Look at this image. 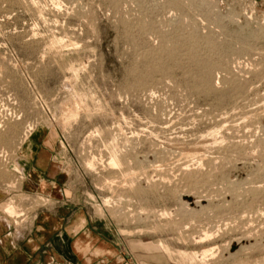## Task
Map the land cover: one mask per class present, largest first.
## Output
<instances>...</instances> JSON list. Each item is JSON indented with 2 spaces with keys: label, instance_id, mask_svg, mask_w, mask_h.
<instances>
[{
  "label": "rangeland",
  "instance_id": "374dc122",
  "mask_svg": "<svg viewBox=\"0 0 264 264\" xmlns=\"http://www.w3.org/2000/svg\"><path fill=\"white\" fill-rule=\"evenodd\" d=\"M61 208L125 264H264V0H0V264Z\"/></svg>",
  "mask_w": 264,
  "mask_h": 264
},
{
  "label": "crops",
  "instance_id": "0c3cea01",
  "mask_svg": "<svg viewBox=\"0 0 264 264\" xmlns=\"http://www.w3.org/2000/svg\"><path fill=\"white\" fill-rule=\"evenodd\" d=\"M21 238L19 245L7 243L9 250L4 253L2 264H46L47 253L39 252L48 246L58 262L125 264L119 247L95 232L81 211H43L34 228L29 233L25 231Z\"/></svg>",
  "mask_w": 264,
  "mask_h": 264
},
{
  "label": "bare ground",
  "instance_id": "6f19581e",
  "mask_svg": "<svg viewBox=\"0 0 264 264\" xmlns=\"http://www.w3.org/2000/svg\"><path fill=\"white\" fill-rule=\"evenodd\" d=\"M73 114H74V113H73ZM10 205H12V204H10ZM5 206H6V205H5ZM5 206H4V207H5ZM14 209H15V207H14ZM14 209H13V207L9 206L8 208L6 207L5 210H6L8 213H11ZM15 210H16V209H15ZM6 211H4V212H6ZM7 212H6V213H7ZM13 212H15V211H13ZM11 214H12V213H11ZM8 215H10V214H8ZM13 215H15V214H12V216H13ZM207 238H208V236H207ZM164 246H165V245H164ZM166 247H167V246H165L164 248H166ZM169 250H171V249H169ZM169 250H168V251H169ZM163 252H164V251H163ZM169 252L171 253V251H169ZM172 252H173V251H172ZM167 253H168V252H167ZM208 253H209V252H208ZM173 255H174V254H173ZM180 255H182V257H186V258H187V256H188L186 253H180ZM180 255H179V256H180ZM196 255H197V254L193 253V255H191V256H194V259H197V260H198V259H199V260H204V259H205V256H206V255L208 256L207 252L202 253V254L197 255V256H196ZM176 256H177V255H176ZM207 256H206V257H207ZM182 257H181V258L179 257V258L182 259ZM179 258H178V260H180ZM190 258H191V260L193 259L192 257H190ZM194 259H193V260H194ZM182 260L185 261V259H182ZM182 260H181V261H182ZM193 260H192V261H193ZM189 261H190V260H189ZM192 261H190V262H192ZM204 261H205V260H204ZM186 262H187V261H186ZM199 262H200V261H199ZM183 263H184V262H183ZM201 263H202V261H201Z\"/></svg>",
  "mask_w": 264,
  "mask_h": 264
}]
</instances>
